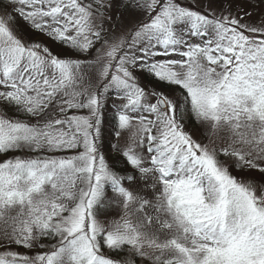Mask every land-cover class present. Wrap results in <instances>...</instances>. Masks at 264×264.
<instances>
[{
    "label": "snow or ice",
    "instance_id": "obj_1",
    "mask_svg": "<svg viewBox=\"0 0 264 264\" xmlns=\"http://www.w3.org/2000/svg\"><path fill=\"white\" fill-rule=\"evenodd\" d=\"M0 264H264V0H0Z\"/></svg>",
    "mask_w": 264,
    "mask_h": 264
},
{
    "label": "rangeland",
    "instance_id": "obj_2",
    "mask_svg": "<svg viewBox=\"0 0 264 264\" xmlns=\"http://www.w3.org/2000/svg\"><path fill=\"white\" fill-rule=\"evenodd\" d=\"M183 2L191 3L192 0H183ZM199 135V134H198Z\"/></svg>",
    "mask_w": 264,
    "mask_h": 264
}]
</instances>
